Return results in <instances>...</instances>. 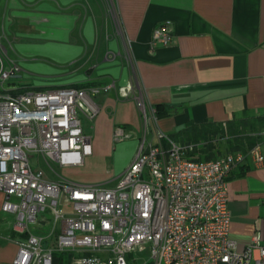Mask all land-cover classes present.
<instances>
[{
	"label": "crops",
	"instance_id": "0c3cea01",
	"mask_svg": "<svg viewBox=\"0 0 264 264\" xmlns=\"http://www.w3.org/2000/svg\"><path fill=\"white\" fill-rule=\"evenodd\" d=\"M166 21L169 44H151L152 30ZM0 38L22 70L18 79L25 74L40 81L62 77L65 86H110L91 96L96 117H83L92 144L88 165L84 159L65 168L76 183L114 185L107 184L105 157L112 155L122 172L137 140L154 142L156 130L171 135L191 123L264 121V0H0ZM112 51L117 57L107 61ZM125 83L132 90L124 99L118 86ZM118 127L130 130L132 139L115 142ZM263 132L256 133L263 164L247 157L226 179L229 232L238 251L255 233L264 239ZM226 142H216L223 155ZM3 200L0 191V264H13L25 235L11 231L14 217L1 211ZM41 222L43 230L31 231L47 235L49 218L43 215Z\"/></svg>",
	"mask_w": 264,
	"mask_h": 264
},
{
	"label": "built area",
	"instance_id": "2783aa9c",
	"mask_svg": "<svg viewBox=\"0 0 264 264\" xmlns=\"http://www.w3.org/2000/svg\"><path fill=\"white\" fill-rule=\"evenodd\" d=\"M171 29L169 21L155 27L151 44L168 45ZM21 72L0 38L1 211L13 215L11 231L25 235L13 264H60L57 253L64 251L65 264H129L141 251L148 253L143 264H264L261 234L236 249L226 186L231 171L247 157L263 164L259 144L199 160L189 154L197 145H181L156 130L154 142L137 140L130 163L112 186L47 180L31 167V154L63 169L81 166L92 144L80 116L95 118L99 108L91 96L110 86L19 84ZM131 90L129 83L119 85L118 95L127 98ZM138 106L143 110L141 101ZM121 133L119 127L114 130L116 142ZM46 212L47 235L33 233Z\"/></svg>",
	"mask_w": 264,
	"mask_h": 264
},
{
	"label": "trees",
	"instance_id": "16d2710c",
	"mask_svg": "<svg viewBox=\"0 0 264 264\" xmlns=\"http://www.w3.org/2000/svg\"><path fill=\"white\" fill-rule=\"evenodd\" d=\"M88 85L90 84L77 83L67 86L84 88ZM156 109L158 111L160 107L157 106ZM246 120L248 121L245 123V119H242L236 125L227 123L226 126L214 123L198 125L191 123L186 125L183 130L169 135V137L181 145H197L194 146L189 154L196 156V159L199 160H211L221 156L222 151L218 149L216 144L218 140L227 141V151L229 152L226 153L246 152L257 143L259 135L256 133L260 132L261 128H264V121L260 118H246ZM245 128H248V130ZM198 142H203L204 144L198 145ZM59 263H62L61 259H59Z\"/></svg>",
	"mask_w": 264,
	"mask_h": 264
},
{
	"label": "rangeland",
	"instance_id": "374dc122",
	"mask_svg": "<svg viewBox=\"0 0 264 264\" xmlns=\"http://www.w3.org/2000/svg\"><path fill=\"white\" fill-rule=\"evenodd\" d=\"M116 57H117V53L112 51V52L107 53L106 60L107 61H113L114 59H116ZM124 57H125L124 58L125 62L128 63L129 62L128 58L126 56H124ZM99 71H101V70H99ZM22 83L31 84L33 86L54 87V88H62V86H65L66 84H68L66 82V80L63 79L62 77H60V79H57V80L40 81V77L36 78V76L32 77V76H27L25 74L22 76L21 79H19V84H22ZM86 87H90V86H86ZM80 119H81V124L86 129L84 118L80 116ZM119 130L122 132L121 135H123V136L119 135V136H121V139H120L121 141L118 140V142H122V141L127 142L131 139L130 130L126 129V127H119ZM113 139H114V136H113ZM222 148H223V145H222V143H220V149H222ZM223 153L224 152L222 151L221 155ZM88 160L85 158V163H86L85 165L86 166L88 165L87 164ZM117 164H118L117 160L112 155L105 157L104 167L111 169L109 173H111L110 174V180L112 181L109 183L107 182V184L115 183L118 175L121 173L120 170L117 171L115 169ZM30 165L34 169L38 168V169L42 170V172L44 173V177L47 180H57L60 177L66 179V180H69L68 178H66L67 177V174H66L67 170L59 167L54 161H52L48 158H43L39 154H33V153L31 154ZM69 181H71V180H69ZM59 209L62 211H64V210L67 211L70 209V207L64 208V207L60 206ZM43 215H46V217L50 219L48 212H46ZM11 223H13V222H11ZM11 223H7V226L10 227ZM42 224H44V223L41 222L40 225H38V226H40L39 228H41L43 226ZM43 228H41V230H43ZM57 255L60 256L64 261H67V259H68V252L67 251L58 252ZM134 255L137 257V260H131V258H130L129 264H143L148 259L147 251L138 252L136 254H133L131 257H133Z\"/></svg>",
	"mask_w": 264,
	"mask_h": 264
}]
</instances>
